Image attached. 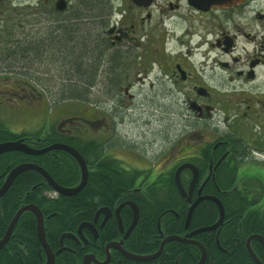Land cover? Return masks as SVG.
Masks as SVG:
<instances>
[{"label": "flooded vegetation", "instance_id": "af4514ba", "mask_svg": "<svg viewBox=\"0 0 264 264\" xmlns=\"http://www.w3.org/2000/svg\"><path fill=\"white\" fill-rule=\"evenodd\" d=\"M127 1L130 4L122 8L114 6L113 10L103 15V22L108 24L103 29L106 41L104 48L107 50L105 55L111 62L116 60L115 57L131 53L137 66L135 79L138 82H132L128 89L148 84L151 87L171 89L182 96L187 105L184 108L191 111L189 118H194L193 131L190 136L184 137L190 141H185L181 149L174 154L170 151L167 165L161 172H154L148 167L139 169L140 173L136 175L131 173L134 177L131 184L134 187L131 184L125 185L132 178L124 180L118 175L115 181L119 192L115 199L110 204L99 205L92 218L77 225L68 223L70 229L61 230L58 235L47 230L49 242H53L56 252V264H86L82 262L85 257L88 259L87 264H103L108 250L111 258L105 264H168L167 256L178 250L175 241L180 240L166 241L161 252L148 260L129 259L123 249L129 252L138 248L139 254H153L159 250L163 239L170 236L164 233L163 222V235L158 228L159 232L153 237H145L142 226L153 213V189L165 187L168 183L178 190L175 171L185 163L197 169L195 181L194 168L185 167L180 172V180L187 193L194 182L192 201L200 194L208 195L207 188L215 191L229 184L235 190L242 189L240 191L246 201L256 203L248 211L264 212V175L254 172V164H262L256 160L259 157L264 159V0ZM2 13L4 11L0 9V16ZM112 15H118V19L111 24ZM112 74L118 75L116 83L126 80L127 84L126 74ZM3 79L7 84L0 91H4L5 96H12V100L17 103L22 101L31 105L44 97L39 84L31 79L9 75H4ZM33 109L38 112L41 107ZM188 111L184 110L183 115L186 116ZM82 113L87 114L88 109ZM92 113L94 115L89 116L65 114L59 118L55 127L47 130V134L50 133L55 141H70L67 143L74 145L79 136L77 125H84L89 133L94 129V136L104 134L106 129L107 134L102 135V143L97 137L88 136L90 140L84 138V153L89 157L88 166L91 170L101 169L100 164L108 158H118L109 152L111 146L115 145V133L110 131L108 123L97 118L95 112ZM18 133V138L27 136L22 134L25 132ZM34 141L32 147H42L38 140ZM96 150H101L100 157L95 156ZM160 176L163 179L159 180ZM200 187H203L201 193ZM140 198H144L143 207L138 206ZM182 198L188 201L186 197ZM128 199L139 209L143 208L141 218L139 213L130 231L134 214L132 206L124 204ZM102 208L105 210L98 212ZM49 219L46 218V228L53 223ZM82 223L81 236L78 229ZM190 232L191 227L188 230L185 228V232L180 234ZM65 233L69 235L62 237ZM197 234L193 235L194 239ZM250 235L245 238L246 247ZM26 240L24 236H12L5 243L1 251L4 264H11L9 261L12 256H16L18 264H37L32 260L35 256L31 255L30 244ZM225 241L226 246L218 248L227 253L226 260L229 261L237 250L230 244L228 234H225ZM255 241L260 242L263 249L264 244L255 238L250 242L255 254L264 262L254 248ZM246 250L249 253L248 248ZM41 252L40 244V257ZM178 255L180 257L183 253ZM249 255L257 264L251 253ZM44 262L46 258L38 264ZM205 262L215 264L217 261L208 260L207 255Z\"/></svg>", "mask_w": 264, "mask_h": 264}, {"label": "rangeland", "instance_id": "374dc122", "mask_svg": "<svg viewBox=\"0 0 264 264\" xmlns=\"http://www.w3.org/2000/svg\"><path fill=\"white\" fill-rule=\"evenodd\" d=\"M84 3L88 4L82 9ZM127 4V0H69L68 9L57 16L55 0H0L4 11L0 16V89L7 84L3 76L9 75L31 79L44 92L43 99L29 105L0 91V120L14 132L43 137L44 130L55 127L61 116L83 115L84 109H88L84 115H94L95 109L97 118L115 133L116 147L111 146V154L129 166L161 172L170 151L174 154L190 141L184 137L193 131L194 118H189L191 111L184 108L183 97L171 89L148 84L128 89L132 82H138L131 53L109 62L103 51V29L108 25L103 15L108 14L107 8ZM76 9L81 17L69 18L66 24L63 20L75 17ZM112 16L111 24L118 19V15ZM26 46L35 51L25 52ZM24 65L31 71L23 69ZM115 70L128 76L127 84L126 80L116 83ZM72 87L78 89L80 97H70ZM38 106L40 111L34 112ZM184 110L188 111L186 116ZM77 126V144L88 136L102 143V135L107 134L106 126L104 134L97 136L94 129L89 133L84 125ZM256 161L262 164H254V172L264 175V159Z\"/></svg>", "mask_w": 264, "mask_h": 264}, {"label": "trees", "instance_id": "16d2710c", "mask_svg": "<svg viewBox=\"0 0 264 264\" xmlns=\"http://www.w3.org/2000/svg\"><path fill=\"white\" fill-rule=\"evenodd\" d=\"M88 4V3H87ZM87 4L84 3L82 9H85L87 7ZM101 6V5H99ZM92 8V7H91ZM110 9L107 8V11ZM55 14L58 16L61 14V12L54 11ZM75 17H68L65 20V23L68 24V21H70L69 18H79L81 17L80 14H78L76 9ZM27 52L28 50H34V47H27L25 49ZM104 52L105 49L103 50ZM20 52H23V50H20ZM20 56L19 54H17ZM85 77V76H84ZM78 89L70 88L69 92L71 94V98H77L80 97V93L77 92ZM24 135V134H23ZM20 136L18 132H14L11 129H9L4 122L0 120V142L6 141V140H13ZM44 143H50L55 141V139L52 137L50 133L47 135H44ZM67 141V140H65ZM70 142V141H67ZM78 147L81 152L84 153V145L82 144H74ZM40 146V145H39ZM86 156V155H85ZM95 156L100 157L101 156V150L95 151ZM41 164L46 168L51 175L54 177V179L62 184L71 186L77 183L80 179V169L77 166L78 164L76 161L72 160L70 156H68L66 153L58 154L57 156L54 153H47L42 155H27L24 153H21L20 151H10L0 154V185L3 182L5 174L12 169L13 166L16 164L26 161V160H32ZM86 159L89 161V157L86 156ZM120 162L117 161V159L108 158L106 161L103 162L101 165V169L97 171H92L89 175V179L87 182V185L80 190L77 194L69 195V196H63L59 195L56 198H53L50 196V193L52 192L51 187L46 183L43 176L36 172V171H25L21 174H19L13 181L12 185L8 190H6L5 195L3 196L2 204L4 203L7 206V209L3 212H0V238L4 235V232H6V229L8 227V222L12 219L15 212L12 209V204L16 203L17 200L21 201L20 203L26 204V203H37L40 206H42V209L45 214L50 213H57L51 217V220H53V223L49 226H51V233L59 234L61 230L64 229H70L69 225L66 227V221L63 219L64 216L67 214L70 216L73 214L74 217V223L73 225H77L79 222L85 220L84 215L85 211H88L92 209L96 204H110V202L115 199V195L119 192V188L116 185V177L119 174V172L122 170ZM134 175L138 173H132ZM132 174L129 178L130 183H125L126 186H129L131 184L132 180H134V177H132ZM159 180L163 179L162 176L158 178ZM168 179V178H167ZM125 182V181H124ZM224 189H230L229 184L222 187ZM242 189L232 188L231 190H228V196L229 198L234 200L232 202L234 204V207H226L225 206V220L230 219L234 217L236 214L244 213L246 216H244L243 219H239L244 222V231L238 232L243 237V240L251 233H254L258 230L252 229V227L261 229V231H258L262 234H264V212L261 213L258 210L254 211H247L250 210V206L252 205V202L246 201L243 198L242 192L240 191ZM230 194V195H229ZM234 194V197H231V195ZM152 198L154 200V207L151 208V211H153L152 216L149 215L148 222L143 224L142 227H144L145 237H153L155 233H158V216H160L163 211L166 209H173L175 210L178 215L181 216V218H178L176 214L170 213L167 217H165L163 221L164 231L169 234H174L177 232H185V225H184V217L186 216V211L188 207V202L182 198L179 191L176 189L175 186L171 184H167L166 187H155L151 193ZM227 196H225L226 198ZM224 198V199H225ZM145 204L144 198H140V205L139 207ZM230 209H234L231 211ZM143 208H140V218H141V211ZM218 210L216 207V204L214 202L208 201V202H199V205L195 212L192 215L191 218V227H197V226H204V225H210L213 224L217 218H218ZM92 218V217H91ZM35 217L34 214L31 211H26L25 216L23 217V220L19 222V225L16 227L15 232H13L12 236H19V237H25L27 240V243L30 244V253L32 254V247L31 245L35 244L40 249V242L37 238L36 231H35ZM50 219L48 221H51ZM173 220V222L177 223L178 227L176 228H169V221ZM226 222V221H225ZM168 225V226H166ZM248 226V227H247ZM229 229V225L225 224L223 227L222 232L220 233V244L224 247L226 246L225 241V234L226 231ZM19 231V232H18ZM18 232V233H17ZM181 232V233H182ZM20 233V234H19ZM237 233V234H238ZM216 234L209 235L206 233L203 235L197 234L196 239H199L203 242L206 246L208 260L216 259L217 262L215 264H255L245 249L243 245H238L237 253L228 260L227 259V253L223 252L220 248H218L217 238ZM12 238V237H11ZM211 239V240H210ZM176 246L178 247V250L173 253L171 256V259H175V256H177L179 253L187 254L190 252L191 261L190 264H195L196 261L199 258L200 250L199 248L194 244H188V243H182L181 241H175ZM10 243V242H9ZM254 248L258 252V255L260 258L264 261V249L262 247V244L258 241L253 242ZM53 246V242H52ZM0 250V264L3 263V255H1ZM216 254V256H215ZM34 256V255H33ZM17 259L16 256L10 259L11 264H18L19 261L15 260ZM33 262L42 263V261L45 260V255L42 253V256L40 257L39 254L35 256V258L32 259ZM179 264H182V262H178ZM8 264V263H7ZM71 264H77L76 262H71ZM168 264H176L174 261L168 262ZM204 264H207L205 262ZM212 264V262H210Z\"/></svg>", "mask_w": 264, "mask_h": 264}, {"label": "water", "instance_id": "95a60500", "mask_svg": "<svg viewBox=\"0 0 264 264\" xmlns=\"http://www.w3.org/2000/svg\"><path fill=\"white\" fill-rule=\"evenodd\" d=\"M67 6V1L66 0H57L56 2V8L58 10H64ZM26 138H22V139H18V140H8V141H3V142H0V154L4 153V152H7V151H13V150H22L24 152H27V153H31V154H39V153H43L47 150H50V149H53V148H60V149H64L66 151H68L69 153H71L75 158L76 160L78 161L79 163V166L81 168V178H80V181L73 185V186H64V185H61L59 184L49 173L48 171L43 168L42 166L36 164V163H20L16 166H14L7 174L6 178H5V182L4 184L2 185V187L0 188V196H2L4 193H5V190H7L9 188V186L12 184V181L13 179H15L19 173L22 172V170H26V169H34V170H37L39 172L42 173V175L44 176V178H46L48 184L52 187V189H54L56 192L60 193V194H63V195H74V194H77L80 190L83 189V187L85 186L86 184V181L88 179V167L86 166L87 164L85 163V160L83 158V156L81 155V153L79 151H77L75 149V147L73 148L72 146H69V145H66V144H63V143H54V144H51L45 148H32L28 143H26L25 141ZM185 167H192L194 168V178H193V181H195L197 179V169L194 165L192 164H189V163H185V164H181L177 171L176 172V179H177V182H178V186H179V189L181 191V194L183 196H185L187 198L188 201H192V189H193V183L192 182V185L190 186V190L189 192L187 193L186 189L184 188L183 184H181V181H180V178H179V174L180 172L182 171L183 168ZM202 198H210L212 200H214L218 207H219V217H218V220L212 224L211 226H206V227H201V228H198L188 234H185L186 236H180V235H170V236H167L163 239L162 243H161V246L159 248L158 251H156V253H153V254H147V255H139V256H136L134 257V259L136 260H148V259H151L153 257H156L162 250L163 248V245L166 241L168 240H172V239H176V240H180V241H186L188 243H192V244H195L198 246L199 250H200V259L198 260V262L196 264H203L206 260V257H207V250H206V247L198 240L194 239L193 238V235H195L197 232H200V231H203V230H208V229H216V228H219L218 231H217V244L220 243L219 241V237H220V233L222 232L223 230V227H224V223H222L224 221V216H225V210L223 208V205L221 204V202H219V199L215 196H200L198 197L194 203L192 204L191 208H190V212L188 213V218H187V224H185L188 227L189 225V222H190V217H191V213L195 207V205L200 202L202 200ZM124 204H130V206H132V209H133V214L134 216L133 217V222H132V225L130 226V229L133 225H135L137 219H138V216H139V209H138V206H136L135 203H130V202H126ZM124 204H122L121 206H123ZM120 206V207H121ZM119 207V208H120ZM25 210H29V211H32L36 216H37V220L38 221V231L39 232V239H40V242H41V245L42 247L44 248L45 250V253H46V256H47V260L44 264H56L54 263L55 262V254L54 252L51 250L50 246L48 245V242H47V239H46V233H45V230H44V227H45V222H44V216H43V213L42 211L34 204V203H29V204H26L24 206H22L19 211L15 214V216L13 217L12 221L10 222L6 232H4V236L0 239V248H2L5 243H7L12 235V232L15 228V224H16V221L18 220V217L19 215L25 211ZM102 210H105V208H102L100 211ZM84 225V223H82L79 227V233L81 234L82 236V232L80 229H82V226ZM129 229V231H130ZM128 231V232H129ZM69 234L68 233H65L63 234L62 237L64 236H68ZM71 235V234H70ZM74 237V235H73ZM255 238V239H258L259 241H261L263 244H264V236L263 235H260V234H252L249 236L248 240H247V248L249 250V253H251L252 257L254 258V260L257 261V264H264V262H262L259 257L255 254V252L253 251L252 247H251V240ZM114 246H117V245H114ZM219 246H221L219 244ZM118 247V246H117ZM109 249V245L107 246V250ZM123 251L125 252V254L129 253L128 251H126L125 249H123ZM107 254H109V250L107 251ZM86 259V257H85ZM107 262H103V264H105ZM176 264H178L176 262Z\"/></svg>", "mask_w": 264, "mask_h": 264}, {"label": "bare ground", "instance_id": "6f19581e", "mask_svg": "<svg viewBox=\"0 0 264 264\" xmlns=\"http://www.w3.org/2000/svg\"><path fill=\"white\" fill-rule=\"evenodd\" d=\"M105 51H107L106 50V48H105ZM23 69H25L26 71L28 70L29 72L31 71V69L29 68V67H27V66H23L22 67ZM115 69H116V67H115ZM93 70H95V71H98V69H96V68H94ZM113 72H116L117 73V71L115 70V71H113ZM89 88H91V86L89 85ZM93 112H95V109H94V111ZM22 138H26L25 139V141H26V143H28L31 147L33 146L32 145V142L34 141V140H38L41 144H42V147L41 148H45V147H47V146H49V145H51V144H54V143H63V142H60V141H53V142H50V143H44V138H45V136L44 137H39V136H37V135H31V136H23ZM21 138V139H22ZM35 142V141H34ZM72 142V141H71ZM63 144H66V145H69V146H72L73 148L75 147V149L77 150V151H79L80 153H81V155L83 156V158H84V160H85V163L87 164L86 166L88 167V179H89V175H90V173L92 172V171H97V170H100V169H97V168H95V169H93V170H91L90 169V166H88L89 165V162L90 161H88L87 159H86V156H85V154H83V152H81V150H79L78 149V147L76 146V145H72V144H70V143H67V142H64ZM73 144H77L76 142L75 143H73ZM82 144L83 145H85L84 144V142H82ZM32 148H37V147H32ZM13 151H20L21 153H24V154H27V155H42V154H47L48 152L49 153H54L56 156L58 155V154H61V153H66L68 156H70L71 157V159L72 160H74V161H76V163L78 164L77 166L79 167V169H80V176H81V168H80V166H79V163H78V161L76 160V158L71 154V153H69L68 151H66V150H64V149H60V148H53V149H50V150H47V151H45V152H43V153H39V154H31V153H27V152H24V151H22V150H13ZM7 152H10V151H7ZM12 152V151H11ZM5 153V152H4ZM113 159H116V158H113ZM117 161H119L120 163L119 164H121V167H122V170L119 172V176H122L123 177V179L124 180H126V179H128L130 176H131V173H140V170H139V168H137V167H132V166H129V164L127 165V164H124L123 163V161H122V159H120L119 157L117 158ZM20 163H36V164H38V165H40V166H42L41 164H39V163H37V162H35V161H33V159L32 160H26V161H22V162H20ZM43 168H44V166H42ZM46 169V168H45ZM47 170V169H46ZM23 171V170H22ZM25 171H36V172H38V173H40L41 175H42V173L41 172H39V171H37V170H34V169H26V170H24L23 172H25ZM48 171V170H47ZM22 173V172H21ZM21 173H19V174H21ZM48 173L51 175V173L48 171ZM118 175H117V177H116V179L118 178ZM134 175V174H133ZM132 175V176H133ZM43 176V175H42ZM52 176V175H51ZM79 176V177H80ZM53 177V176H52ZM43 178H44V176H43ZM54 178V177H53ZM81 178V177H80ZM179 178H180V174H179ZM88 179H87V181H86V184H85V186L87 185V182H88ZM44 180L46 181V183H48L47 182V180H46V178H44ZM13 181H14V179H13ZM13 181H12V183H13ZM79 181H80V179H79ZM78 181V182H79ZM176 181H177V179H176ZM181 181V180H180ZM4 182H5V180H3V182H2V184L0 185V188L2 187V185L4 184ZM77 182V183H78ZM116 182V181H115ZM77 183H75V184H77ZM177 183V185H178V182H176ZM74 184V185H75ZM168 184V183H167ZM181 184H183L182 182H181ZM12 185V184H11ZM10 185V186H11ZM116 185L118 186V184L116 183ZM10 186H9V188H10ZM65 186V185H64ZM67 186V185H66ZM65 186V187H66ZM71 186H73V185H71ZM84 186V187H85ZM130 186H132V187H134V185L133 184H131ZM83 187V188H84ZM166 188H167V185L165 186ZM8 188V189H9ZM7 189V190H8ZM200 189V193H201V191H202V189H203V187H200L199 188ZM232 188L230 187V189H224V188H220V189H217V190H215V191H213V189L212 188H207V192H209L208 193V195L209 196H215V197H217L218 199H219V202H221V204L223 205V208H224V210H226L225 209V206L226 207H234V204L232 203V202H234V200H232V199H230L229 197L230 196H228V190H231ZM178 190L180 191V189H179V186H178ZM5 193H6V190H5ZM5 193L2 195V196H0V212H3V211H5L6 209H7V206L3 203L2 204V200L1 199H3V196L5 195ZM180 193H181V191H180ZM59 195H63V194H59V193H50V196L51 197H53V198H56V197H58ZM63 196H69V195H63ZM200 196H207V195H201L200 194ZM200 196H198V197H200ZM225 196H227L226 198H225ZM198 197H196V198H193V201H187L188 202V207H187V211H186V216L184 217V225L185 224H187V218H188V213L190 212V208H191V206H192V204L194 203V201L198 198ZM225 198V199H224ZM208 201H211V202H214L215 204H216V207H217V210H218V213H219V207H218V205H217V203L214 201V200H212V199H210V198H202V200L200 201V202H208ZM21 201H19V200H17L16 201V203H13L12 204V209H13V211L15 212V214L19 211V209L22 207V206H24V205H26V204H22V203H20ZM127 202H130V203H133V201H131V199H128L127 200ZM41 211H42V213H43V216H44V220H46V218H51L53 215H55V214H57V213H50V214H45L44 213V211H43V209H42V206H40L39 204H37V203H34ZM254 204H256V203H254V202H252V205H254ZM198 205H199V202L195 205V207H194V209H193V211H192V215H193V213L195 212V210L197 209V207H198ZM137 206V205H136ZM98 208H99V205H95L94 207H92V209H90V210H88V211H83V212H85V215H84V218L83 219H89V218H91L93 215H95L96 214V212H97V210H98ZM138 209H139V207H138ZM101 210V209H100ZM231 211H233L234 209H230ZM26 211H29V210H25V211H23L20 215H19V217H18V220L16 221V224H15V228L19 225V222L20 221H22L23 220V217L25 216V213H26ZM248 211V210H247ZM32 212V211H31ZM99 212V211H98ZM249 212V211H248ZM33 213V212H32ZM139 213H140V209H139ZM170 213H174V214H176V216H178V218H181V216L180 215H178V213L175 211V210H173V209H169V210H165V211H163V213H161L160 214V216H158V228H159V226H160V224H162V222L164 221V219H165V217H167L168 216V214H170ZM15 214H14V216H15ZM34 214V213H33ZM226 214V213H225ZM192 215H191V217H190V222H189V225H188V227L190 228L191 227V218H192ZM13 216V217H14ZM244 216H246V214H245V212L244 213H241V214H239V212H238V214H236L235 216H234V218H231V219H227V221L225 220V217H226V215L224 216V220L226 221V223L229 225V229L226 231V233L230 236V239H231V245L232 246H234L235 247V249L236 250H238V245L240 246V245H243L244 247H245V249L247 248L246 247V245H245V239L243 240V236L241 235V234H239L238 232H241V231H244L245 230V228H244V222H242L240 219H243L244 218ZM13 217H12V219H13ZM34 217H35V219L37 220V216L34 214ZM239 217H240V219H239ZM12 219L10 220V222L12 221ZM65 221H66V225L68 226L69 224L68 223H74V217H73V214H71L70 216H68L67 214L64 216V218H63ZM35 220V233H36V235H37V238H38V240H39V242H40V239H39V232H37L38 231V221H36ZM217 220H218V218H217ZM216 220V221H217ZM215 221V222H216ZM10 222H8L9 224H10ZM214 222V223H215ZM169 228L171 227V228H176V227H178V225H176L177 223H175V222H173V220H170L169 222ZM213 223V224H214ZM9 224H8V226H9ZM45 225V224H44ZM132 225V224H131ZM212 224H210V225H204V226H197V227H191V229H192V231H194V230H196V229H198V228H201V227H206V226H211ZM133 226H135V225H133ZM133 226L131 227V228H133ZM166 226H168V225H166ZM187 226L185 225V228H186ZM248 227V226H247ZM15 228H14V230H15ZM130 229V228H129ZM218 229L219 228H216V229H208V230H203V231H200V232H197L199 235H203V234H205L206 235V233L207 234H209L210 236L211 235H213V234H216L217 233V231H218ZM252 229H254V230H258V231H261V229H257V228H254V227H252ZM44 230H45V233H46V239H47V242H48V245L50 246V248H51V250L54 252V254H55V262H56V252L54 251V246H52V243L51 242H49V239H48V231L47 230H51V226H49V228L47 227L46 228V225H45V227H44ZM131 230V229H130ZM258 231H256V232H254V233H251V235L252 234H260V235H264V234H262V233H260V232H258ZM182 232V231H181ZM181 232H177V233H174V234H170V235H181L180 233ZM164 233H166V232H164ZM196 233V234H197ZM238 233V234H237ZM138 234V236H140V233H137ZM167 234V233H166ZM169 234V233H168ZM4 236V235H3ZM2 236V237H3ZM1 237V238H2ZM0 238V239H1ZM216 238H217V235H216ZM198 241H200L199 239H197ZM211 240V239H210ZM202 244H203V242L202 241H200ZM41 243V242H40ZM218 243V242H217ZM216 243V245H218V247H219V244H217ZM204 246H205V244H203ZM31 247H32V254L34 255V256H37V254H39L38 252L40 251V249L35 245V244H33V245H31ZM206 247V246H205ZM133 249H135V251L133 250ZM132 250H129V253H127V254H124L127 258H129V259H133L134 260V257H136V256H139V255H143V254H139V252H140V250L137 248H133ZM41 253H43L44 255H46V253H45V250L44 249H42V252ZM201 254V253H200ZM199 254V255H200ZM173 254H170L169 256H167L168 257V259H169V262H172V261H174L175 263L176 262H182V264H190L189 262H192L191 261V257H190V252L189 253H187V254H183L182 256H180V257H178L179 255H177V256H175V259H171V256H172ZM198 255V256H199ZM110 253L109 254H107L106 255V258H105V261L107 262V261H109L110 260ZM200 259V256H199V258H198V260ZM198 260L196 261V263L198 262ZM87 261H88V259H85L84 261H82V262H85L86 264H87ZM205 263V262H204ZM203 263V264H204Z\"/></svg>", "mask_w": 264, "mask_h": 264}]
</instances>
